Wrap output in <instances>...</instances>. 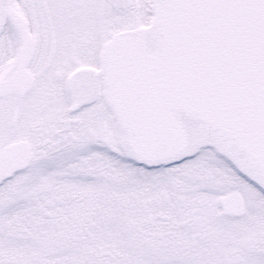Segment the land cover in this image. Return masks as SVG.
Here are the masks:
<instances>
[{
  "label": "snow or ice",
  "instance_id": "snow-or-ice-1",
  "mask_svg": "<svg viewBox=\"0 0 264 264\" xmlns=\"http://www.w3.org/2000/svg\"><path fill=\"white\" fill-rule=\"evenodd\" d=\"M0 264H264V0H0Z\"/></svg>",
  "mask_w": 264,
  "mask_h": 264
}]
</instances>
